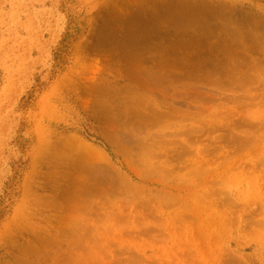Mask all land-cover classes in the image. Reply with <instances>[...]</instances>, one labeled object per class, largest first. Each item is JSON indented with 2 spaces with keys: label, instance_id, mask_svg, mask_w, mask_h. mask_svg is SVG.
<instances>
[{
  "label": "rangeland",
  "instance_id": "obj_1",
  "mask_svg": "<svg viewBox=\"0 0 264 264\" xmlns=\"http://www.w3.org/2000/svg\"><path fill=\"white\" fill-rule=\"evenodd\" d=\"M0 264H264V0H0Z\"/></svg>",
  "mask_w": 264,
  "mask_h": 264
},
{
  "label": "bare ground",
  "instance_id": "obj_2",
  "mask_svg": "<svg viewBox=\"0 0 264 264\" xmlns=\"http://www.w3.org/2000/svg\"><path fill=\"white\" fill-rule=\"evenodd\" d=\"M45 97V96H44ZM42 103V102H41ZM47 103V102H46ZM44 104V103H43ZM47 105V104H46ZM51 108V107H50ZM255 186V183H253V185L252 184H248L247 185V187L249 188V189H252L253 187ZM213 212V211H212ZM209 213V212H208ZM214 219V218H213Z\"/></svg>",
  "mask_w": 264,
  "mask_h": 264
}]
</instances>
